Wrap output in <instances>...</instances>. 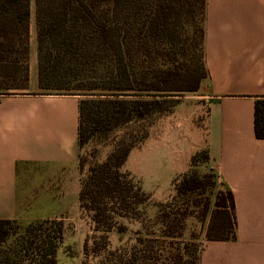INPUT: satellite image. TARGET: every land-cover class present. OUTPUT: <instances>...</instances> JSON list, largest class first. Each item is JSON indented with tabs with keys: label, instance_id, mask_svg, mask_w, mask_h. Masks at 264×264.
<instances>
[{
	"label": "trees",
	"instance_id": "1",
	"mask_svg": "<svg viewBox=\"0 0 264 264\" xmlns=\"http://www.w3.org/2000/svg\"><path fill=\"white\" fill-rule=\"evenodd\" d=\"M33 7L37 88L47 91L38 93L80 98L78 202L95 233L83 242L81 264H199L201 250L183 233L190 205L203 200L206 240H233L232 193L218 187L207 149L194 152L188 170L171 182L172 200L180 198L185 209L157 203L152 217L146 216L150 195L124 168L155 122L206 79L205 0H33ZM30 9L31 0H0V95L28 90ZM254 132L264 139V98L255 102ZM201 167L208 173L201 175ZM11 222L0 221L3 241ZM125 222L138 226L128 242ZM63 237L61 220L35 221L16 242L15 256L58 264Z\"/></svg>",
	"mask_w": 264,
	"mask_h": 264
},
{
	"label": "crops",
	"instance_id": "2",
	"mask_svg": "<svg viewBox=\"0 0 264 264\" xmlns=\"http://www.w3.org/2000/svg\"><path fill=\"white\" fill-rule=\"evenodd\" d=\"M30 12L34 26L33 0ZM203 63L207 76L197 93L207 107L203 131L192 118L179 142L152 129L125 167L151 199L164 202L191 155L207 149L218 187L232 193L235 238L206 241L199 264H264V139L254 132L255 102L264 98V0H205ZM36 89L37 66L29 61L28 90L0 95V221L81 223L80 98Z\"/></svg>",
	"mask_w": 264,
	"mask_h": 264
},
{
	"label": "rangeland",
	"instance_id": "3",
	"mask_svg": "<svg viewBox=\"0 0 264 264\" xmlns=\"http://www.w3.org/2000/svg\"><path fill=\"white\" fill-rule=\"evenodd\" d=\"M33 21H31L32 23ZM33 24L29 25V60L31 62L32 68L35 65V34L33 29ZM35 92H43L47 93V91H41L38 88ZM184 97H192V98H181V104H183V108H179L178 110L176 107L170 115L162 116L159 118L155 124L149 129L148 137L150 136V131H154V133L162 138L167 139L168 137L175 136L180 141V138H184L186 128H188V119H193L194 123L201 127L202 131L205 124L206 114H207V107L205 106L204 102L197 98V94H184ZM186 123V124H185ZM127 132V131H125ZM123 132L119 133L118 135H122ZM147 137V138H148ZM146 141V140H145ZM144 141V142H145ZM143 142V143H144ZM142 143V144H143ZM141 144V145H142ZM140 145V146H141ZM138 146L137 148H139ZM134 148L133 150H136ZM91 146L85 150V154L89 155V151ZM109 150V147L102 149V155L105 154ZM126 169V167L124 166ZM199 173L202 175L204 173H208V170L201 167ZM164 188V182L158 183L154 186V198L159 197L158 195L162 192ZM171 192L168 195V198L164 201L166 202H174L176 209H185V204H182V200L180 198L176 199V201L172 200L171 197L174 195V191L172 186L170 185ZM224 188H220L223 190ZM204 196L198 197L199 200L204 199ZM164 202H157L153 199H150V203L147 208L146 216L152 217L155 215L157 211V203H164ZM204 202V200H203ZM203 202L198 204L197 206L189 207V216L185 220V229L183 233V241L191 243L194 245L195 249L202 250L205 242L207 241L205 238V231L208 225L209 216L206 218L202 217V207ZM214 197L211 198V207L213 208ZM35 221L31 222H22V221H14L10 224L5 225V229L7 231V236L3 240L0 239V264H30L29 260H25L20 262L18 258L15 256V244L18 242L19 237L25 231V229ZM126 223V222H125ZM127 224L128 233L124 235L123 241H129L133 237V231L138 227L137 224ZM64 225V237L63 241L57 251V261L58 264H81V260L83 258L82 255V246L83 242L86 237H93L95 233L91 232L89 229V225L87 222L82 221L81 223L71 224L68 222H63ZM88 230V234L83 237V230ZM98 235V234H96ZM109 240L112 246H116L118 244L119 236L115 233L109 235ZM3 241V242H2Z\"/></svg>",
	"mask_w": 264,
	"mask_h": 264
}]
</instances>
